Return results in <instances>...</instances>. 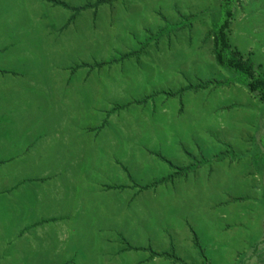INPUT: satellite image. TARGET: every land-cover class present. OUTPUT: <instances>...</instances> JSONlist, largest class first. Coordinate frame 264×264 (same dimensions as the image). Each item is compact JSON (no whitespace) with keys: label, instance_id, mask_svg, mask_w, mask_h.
<instances>
[{"label":"rangeland","instance_id":"rangeland-1","mask_svg":"<svg viewBox=\"0 0 264 264\" xmlns=\"http://www.w3.org/2000/svg\"><path fill=\"white\" fill-rule=\"evenodd\" d=\"M58 1L72 9L0 0V21L20 32L14 21L32 17L26 28L55 39L46 56L0 50V77L33 59L35 89L55 68L0 120L1 189L26 181L18 215V198L6 201L0 264H264V104L224 83L234 75L210 35L221 0ZM235 4L230 41L264 70V0Z\"/></svg>","mask_w":264,"mask_h":264},{"label":"crops","instance_id":"crops-1","mask_svg":"<svg viewBox=\"0 0 264 264\" xmlns=\"http://www.w3.org/2000/svg\"><path fill=\"white\" fill-rule=\"evenodd\" d=\"M49 1H51L55 5L63 6L62 5L63 4L62 1L59 4L53 2V0H49ZM29 2L30 1L25 3V6L27 8H30ZM11 3H15L16 4V2H11ZM17 5H21V4H17ZM5 7H6L5 5H2V7H1L2 9H0V14L1 15L4 14V13H8L7 9ZM17 9L20 10L21 8H17ZM14 22L20 23L19 25H17L19 30H20V32L15 31L12 20L0 21V23H3V24H0V50H2L1 52H3V53L6 52L8 54V56L10 58H12L11 61L13 62V59H15L17 61V59H18L17 57L20 54L24 53V51L26 49H28L29 45H30L29 50L36 46V48L34 50H32L35 57L41 56L42 54L44 56H46L47 55V52H45L46 48L53 46V40H55V39H51L50 34L46 32L47 30H44L45 29L44 27L43 28H37L36 21H34L35 26L33 27V30H30V27H28V26L26 28L25 26L27 25V23L32 22V17H28V20L21 17L19 19V21H14ZM21 25H22V28H24V30L26 29L27 33H26V31H22L21 32V27H20ZM62 43H63V41H61V39H60L59 43L55 44V47L57 45H61ZM21 48H23V50H21ZM32 51L29 52V53H31L33 55ZM22 61H23L22 64H26L27 66H24V67L21 68L19 66V64H17L16 65L17 69H15L14 68V66H15L14 63H11L10 65H12V68H10V69H7V68L1 69L4 72H2L3 76L0 77V83H1L0 96H2L1 94H4V95L2 96L3 99L0 101L1 102L0 103V105H1V108H0V120H2L1 119L2 118V113H3V110H4L6 104H8L10 102L14 103V101L16 99H18V98H22L24 100L27 95H28L29 103H30V101H31L30 97H31L32 94L35 93L36 90L37 91H42V93H43L44 90L46 89V86L50 85L51 84L50 82L53 81V80H50V78H52V73H54L53 70L55 68L52 65L46 66L45 69L49 72V77L44 81L43 86H42L43 88L42 87L41 88L37 87L38 89H35L36 88L35 87V85H36L35 80L37 78L36 77V72H37L36 64H35V67H32L31 63L33 62V59L31 57L30 58L26 57ZM7 70L11 71L12 80L10 79V81H8V78H10V77H8L9 75L7 74ZM15 71H17L19 74L15 73ZM21 73H22V75H21ZM5 77H8L7 80L5 79ZM42 78H43V75H42ZM5 82L7 84H9L10 87H7ZM9 88H10V93H9V95H7L8 91H9ZM176 97L169 96L168 99L172 100V99H174ZM177 98H179V96ZM162 100H163V98H161V101ZM77 101H79V97H78ZM159 101H160V99H159ZM93 106H94V109H96V106L94 104H93ZM13 119L14 120H12V121L14 122L16 119H15V117H13ZM64 126H66L65 123H64ZM13 128H15L14 124H13ZM19 128H20V126L17 129L18 131H19ZM29 129H30V127H28V131H29ZM161 129L163 130V127H161ZM162 130H159L160 131L159 138L161 137ZM28 131H26V130L24 131V129H23L20 132H15L16 135L13 136V138L9 139V144H7L8 145V149L7 150H9L10 147H14L15 144H18V142H19L18 141V136L25 135ZM33 134H35V133H30V132L28 133V135H33ZM164 136H165V134H164ZM168 141H169V139L167 137L166 138V142H164L163 146H166ZM183 150L184 149L181 148V152H184ZM2 152L3 151L0 150V153H2ZM164 159L172 168H174V164L172 163V161L167 160V158H165V157H164ZM185 173H187V172H185ZM183 176L184 175H180V174H177V172H175L174 174H172V178L171 179H173V178L174 179L175 178H181ZM1 181H2V179L0 180V246L1 245L3 246V244L7 243L8 241H4V240L1 239V236H3V233H2L3 231H1V228L3 226V218L2 217H3L4 211H6V209L8 207L12 206L6 201L9 200V199L11 200V199L18 198V201L16 202V205L18 207V204L21 203L22 199H23V194H24V191H25V183H26V181L19 183L17 186H15L12 189V191L14 190L12 196L11 195L9 196V194L6 195L4 189H1L2 186H3V183H1ZM164 182L165 181H162V183H164ZM33 184H35V183H33ZM18 209L16 211L17 215H18V212L20 211V209L23 210L22 208H19V207H18ZM66 254L67 253L64 252V257H65ZM64 260H65L66 263L69 262L68 259H64Z\"/></svg>","mask_w":264,"mask_h":264},{"label":"trees","instance_id":"trees-1","mask_svg":"<svg viewBox=\"0 0 264 264\" xmlns=\"http://www.w3.org/2000/svg\"><path fill=\"white\" fill-rule=\"evenodd\" d=\"M113 0H110V2ZM53 2L59 4L61 3L58 0H53ZM103 3L104 1L101 0ZM64 7H68V4H62ZM82 8L85 7H77L73 8L75 13L73 18L81 11ZM235 0H221V10L223 13V18L221 21L215 23L213 25V29L210 35L213 37V54L215 56L216 63L222 69L228 71L233 74L229 81L224 83H238L246 86L251 93H253L259 100L264 104V70L262 66L252 57L244 55L239 49L233 47L230 41V27L235 18ZM221 81L218 80H210L207 82H200L198 85H190L187 88H182L178 92L170 93L172 96L182 95L184 92L191 89H205L208 86L218 83ZM206 161H202L201 164ZM258 168L264 170V152L258 156ZM191 167H185L184 169H178L177 174H180L183 170L188 171ZM180 170V171H179ZM172 178V176L170 177ZM167 178H164L160 181H156L153 185L156 186L162 181H166ZM151 185H147L144 188H150ZM264 242V238H263ZM157 254V253H154ZM165 255H170L169 253H165Z\"/></svg>","mask_w":264,"mask_h":264}]
</instances>
